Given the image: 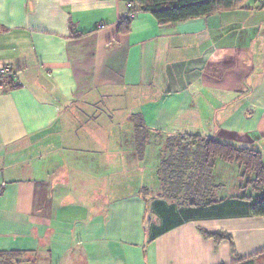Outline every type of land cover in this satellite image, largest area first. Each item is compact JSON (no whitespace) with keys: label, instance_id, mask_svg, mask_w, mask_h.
I'll use <instances>...</instances> for the list:
<instances>
[{"label":"crops","instance_id":"obj_1","mask_svg":"<svg viewBox=\"0 0 264 264\" xmlns=\"http://www.w3.org/2000/svg\"><path fill=\"white\" fill-rule=\"evenodd\" d=\"M236 5L165 25L139 13L121 34L122 0H0V69L17 84L0 86V264H264L246 201L179 206L140 194L143 178L119 192L135 109L161 135L264 147V6Z\"/></svg>","mask_w":264,"mask_h":264},{"label":"trees","instance_id":"obj_2","mask_svg":"<svg viewBox=\"0 0 264 264\" xmlns=\"http://www.w3.org/2000/svg\"><path fill=\"white\" fill-rule=\"evenodd\" d=\"M127 14L121 19L118 31H130L133 18L139 13H149L160 25L208 17L214 13L233 10L234 0H122ZM15 75L1 80L4 89L14 88ZM132 125L131 153L137 161L144 159L150 144L151 131L144 115L138 111L129 116ZM155 134L161 135L158 131ZM155 162L156 196L152 199L171 201L179 206H208L227 199L249 203L251 216L264 218V157L259 150L228 143L212 135L176 132L161 135ZM228 169V170H227ZM228 171V173L226 172ZM234 173L232 179L227 174ZM227 176H226V175ZM226 176V179H225ZM154 182V183H155ZM149 192V191H146ZM142 191L140 194L145 195ZM206 238L217 244L227 240L235 258H239L232 238L223 232L209 234ZM239 261H241L239 259ZM245 264H253L249 261Z\"/></svg>","mask_w":264,"mask_h":264},{"label":"rangeland","instance_id":"obj_3","mask_svg":"<svg viewBox=\"0 0 264 264\" xmlns=\"http://www.w3.org/2000/svg\"><path fill=\"white\" fill-rule=\"evenodd\" d=\"M234 11H236L235 15L237 17V21H234L236 24L232 25V28L230 27L229 32L234 31L235 29L239 30V26H241V23H243L244 19H245V14L242 13L241 11H246L245 9H241V8H237ZM235 35V34H233ZM92 109H94V112L91 113L90 116H95L98 115L99 112H101V110L99 109H104L103 104H101L98 107H91ZM77 109H73L72 112H75ZM84 110V109H83ZM87 110V109H86ZM132 111L134 109H131ZM133 112H138V109H135ZM81 114V113H80ZM81 116V115H80ZM84 117L81 116V119H83ZM127 135H125L122 132V146H121V153L123 155V153L126 155V172L125 175L130 174V178L125 177L124 183H122L120 186L116 185V189L118 188L117 186H119L120 191L123 190V192H130L132 189L129 188V184H134V182H138V180L140 178H143V187L140 189V191H142L143 193L146 194L144 195L145 197H147L148 199H151V197L156 196L155 194L157 193L158 187L155 185L156 184V176H155V160H156V153H157V146L158 142L161 141V139L163 138L161 135L155 134V132L151 133V139H150V144L147 146L146 151H145V155H144V159L142 161H137L136 159H134V155L131 153L132 149H133V142L131 140V134H132V125L130 124V130L126 131ZM164 139V138H163ZM162 139V140H163ZM116 149H119L117 146H114ZM260 152H262L263 157H264V147H261ZM94 153V152H93ZM99 157L100 159H102V152L99 151ZM97 154V155H98ZM104 154L106 156L109 155H114L113 154V148L110 147V151H104ZM86 155V154H85ZM118 155V154H115ZM24 158V157H23ZM22 158V159H23ZM21 159V160H22ZM129 159V161H128ZM228 170V169H227ZM226 170V172L228 173V171ZM226 175V174H225ZM229 176H231V178L233 179L235 174L231 173V174H227ZM226 175V176H227ZM225 176V179H226ZM129 181V184L127 185L126 183ZM155 182V183H154ZM107 193H105V195H95V198L101 200H109L111 196L114 195H106Z\"/></svg>","mask_w":264,"mask_h":264},{"label":"built area","instance_id":"obj_4","mask_svg":"<svg viewBox=\"0 0 264 264\" xmlns=\"http://www.w3.org/2000/svg\"><path fill=\"white\" fill-rule=\"evenodd\" d=\"M234 1H239V0H234ZM255 2L260 7L264 6V0H255ZM130 17L135 18L134 15H131ZM9 76L14 77V73L9 66H5L2 69H0V83L2 79L9 77ZM0 86H3V85L0 84Z\"/></svg>","mask_w":264,"mask_h":264}]
</instances>
